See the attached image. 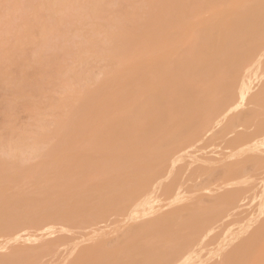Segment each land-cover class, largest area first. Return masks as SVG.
I'll list each match as a JSON object with an SVG mask.
<instances>
[{"label": "bare ground", "instance_id": "1", "mask_svg": "<svg viewBox=\"0 0 264 264\" xmlns=\"http://www.w3.org/2000/svg\"><path fill=\"white\" fill-rule=\"evenodd\" d=\"M236 1L237 0H73V2H68L67 0H65V1L59 0L58 2L57 1H55L54 3L52 2L53 4H44L43 6H40L39 4H35L33 6L32 12H30V13L25 12L21 16V18L19 17V21H17V25L15 26V35H14L15 42L11 43L12 47L15 44L17 45V44L25 43V42L28 43L29 41H31V36H32V33L34 30H35L34 32H36V30H37L39 32L40 36H42L44 40L46 38L45 36L47 35L46 34L47 31H49L51 33L56 32L58 35L57 37H59L60 39H63L65 42H61L60 44L57 43L55 45L50 44L51 47H49V48L50 49L53 48V50H54V51L51 50L52 51L51 53L53 54L54 58H55V56H57L58 51H62V53H69V54L72 52H75V50H73L72 47L69 46V43L67 42V40L69 39V37H68L69 32L67 30L68 28H67L66 24L71 23V22H73V24H75V26L77 27V28L76 27L74 28V26L72 27V30H74V33L77 30V33L79 32L80 35L85 37V39H86V43H84V44H82L81 42L75 43V47L77 49L76 50L77 52H81V51L96 52L98 50H101L102 54L104 56L110 58V59H112L111 55L130 58L131 60L138 58L142 55L151 56L152 54L157 53L158 51L168 50L170 48V46L172 45V43L173 44L176 43V42H174V39H178V38L188 39V45L184 49L180 50L177 53L176 58H173L172 60L165 59L163 61L161 60V61H157V62L151 61V62L146 63L144 65H142V64L145 61H143L142 64H141V62H139L140 66L142 65L141 67H139L135 70L134 69L129 70V71L134 70L132 75L130 74L131 76L128 78L125 77L126 79L122 83L118 84L119 87L117 88V90H115L111 99L108 101V105L105 106V108L103 107L101 109V111H103V112L101 113L99 118L103 121V125L99 129L95 130L94 137H93L94 138V145H95L94 147H99L98 149L95 148V152H97V153L94 152V154H96V155L91 156L88 152H82L81 151L78 154L70 156L65 162H60V161H54L53 162L50 160L51 162L47 161V164H45L46 168H48L47 172H49V174L50 173L54 174L53 176H50V180L52 182V180H53L52 178H54L55 179L54 181L56 184L54 183L55 184L54 185L52 182L54 187L51 184L52 187H50V189L53 191V189L56 186L57 190L54 189V190H56L55 191L56 193L54 194L55 197L57 196V194H59L57 197H59V199L62 200L63 197H62V194H60V193L66 194L68 192L69 193L73 192L74 194H72L70 196V198H72L74 195L73 201H71L67 197L63 198L65 200L68 199L70 201V202L67 201V204L70 203L69 205H71L73 202V204H72V206H73L74 204L76 205V203L78 202L76 205V206H78L79 200H82L83 204H86L87 202L89 203L88 205H83V206H81V203H80L79 204L80 208H78L79 207L78 206L75 209H77V208L82 209L83 207L86 208V206L93 204L92 200H94L95 201L94 203L97 204V205H91V207H93L91 210L93 211L94 207L96 206V209H95L96 211H94V213L91 212L93 215L92 214L89 215V213H90L89 212L88 215L83 218V223L85 221H88L90 225L92 223V226H94V225L100 223L101 217L104 216V212L106 214V211L109 210L107 205H106L107 208L105 207V205L102 206V204H103L102 202H104V201L99 202L98 198L92 197V195H90L89 193H90V191L98 192L101 189L107 188L106 184L109 182L116 181V184L119 183L117 180H114V179L119 175V173L121 171H122V173L124 172V170H120V166H122L125 163V161H123L120 157H118V155H122L120 153L123 152V154L125 155L126 153H129L132 151V152H137V154H139L140 149H145V148L150 147L151 149H148V151H151L153 148H155L156 150L159 149V151H157V154H159L158 152H160L161 151L160 149H162V151H161L162 153L160 152L159 158L155 161L154 160L148 161L147 158L145 160V158L141 156V158H138L139 160L134 161L135 163H133V161H128L124 164V165H126V167L129 168L131 166L132 167H138V166L140 167V166H144L145 164L150 163L149 165H151V167H153L154 169H155V167H157L155 172L158 171L157 176H158V179H160L161 177H164L166 174L167 175L171 174L173 169H174V166L181 164V161L179 162V164L177 162L179 160H182L183 157L185 158V156H187V155L192 156V154H191L192 151H190V150H194L197 147L196 143L202 141L203 138L206 136V134L209 133L213 129L214 126H216L217 124H219V122H221L220 121L221 118H218L220 120L217 121L218 120L217 119L215 121L216 124L213 123L215 125H211V126H209V128L204 130L205 127H207V125L209 124V121H211V118L213 116H216V115L217 116L225 115L226 114V106L231 105V103H234V102L237 103L235 107H238V106L242 107V105H244L245 103H249V105H251L248 110L245 109L243 111V108H242L241 111L238 110L239 112L236 115H234V116L232 115V117H230L231 119H236V121L238 122V125H242L244 122H246V124H248V121L251 118L250 116L252 114V113L250 114V110L256 111V110L261 109V107L264 106V80L260 81V83L257 86V90L253 93H250V87H251L250 84L246 85L244 88L241 89V88H239V84L237 82V78L240 76V74L242 73L245 66L249 65V62L252 60L253 55L258 50L261 49V46L264 43V0H247V1L244 0L243 5H241L238 8H235V7L233 8L232 6L236 4ZM2 6L4 7L5 11L8 7H10V6H6V5H2ZM213 7L221 8V10L216 12V13L214 12L215 15L212 11H210V13L211 12L213 13V16L211 15L212 17H210L212 21H210L209 18L204 19L203 17H201V15H203V13L206 10H209L210 8H213ZM225 7H229V8L226 9ZM67 9H68V11L70 10L71 13H69V15H67V13L63 14L62 11L67 10ZM41 10H49L48 18L50 17L49 18L50 21L47 20L48 23H40ZM211 10H213V9H211ZM217 10H219V9H217ZM52 12L53 13L57 12L59 14H54V16H52L53 15ZM7 18L8 17H6V23H8L9 21L11 23V20H10L11 18H8V19ZM87 23H90V25H92V27L89 29L83 30V27L81 28V25H83V24L87 25ZM18 31H20V32H18ZM48 35H50V34H48ZM73 36H75V35H73ZM96 36H98V37H96ZM6 38H8V37L6 36ZM48 40H50V39H48ZM179 40L180 39L175 40V41H179ZM100 43H101V45H100ZM4 49L5 48L2 49L0 47L1 54L3 53V51L6 50V49L5 50ZM13 50L14 49H12V53H16V55H18L19 53L20 54L23 53L22 50L24 51V49L21 50V48H18V47H16V49L14 51ZM8 53H9V51H8ZM10 53H11V51H10ZM48 53H50V52H48ZM5 54H6V52H5ZM158 54H159V52H158ZM158 56L160 57V55H158ZM6 57H7V54H6ZM14 57H16V56H14ZM165 57L166 56H164L163 58H165ZM217 59H218V61H217ZM15 60H18V59L12 58V59H10V62L13 63ZM49 60H51V59L48 58V65L47 66L52 65ZM56 60H57L56 63H57V68H58V71H56V72H58L61 76L65 74L67 76L66 77L67 79H69V78H72V80L78 79V77L80 76V70L78 68H73V67L67 68V67H65V65L59 64V62H58L59 60L57 59V57H56ZM215 60L217 62L214 63ZM6 61H8V59ZM126 61H127V59H126ZM146 61H149V59H147ZM73 62H75V61H73ZM123 62H125V60L124 61L122 60L121 64H123ZM16 63H17V61H16ZM130 65H132V64H130ZM47 66L44 70L47 69ZM125 66L126 65L124 64L123 67H125ZM134 66H136V65L134 64ZM176 66H177V68L181 67L180 69H182V73H184L183 75L186 77H189L188 75H192L193 74L192 72H195V71L197 73H199V74H196V72H195L193 74L194 76H196V77L193 76L194 79H196V80L194 82H192L193 79L191 81L189 80L191 78V76L189 79L183 77L181 70H179V68L176 69ZM262 66H264V64ZM262 66L258 67L257 70L259 71L261 68H263ZM51 67H54V66L52 65ZM119 67L120 66H118L116 68L118 69ZM116 68H114V69L117 71ZM173 68H175L177 71H175ZM191 68H193L192 69L193 71H191ZM114 69H113V71H114ZM160 70H162V71H160ZM166 70L171 72V73H169V75L171 74L172 76L170 75L169 79L166 78V75L161 77L162 75H164L166 73ZM113 71L112 72L110 71V72L113 73ZM174 71L176 72L177 76L175 74H173ZM178 71L182 77L180 75L178 76V74H179V73H177ZM159 72H162V73H159ZM45 75H47V74H45ZM202 77H205V78H202ZM163 78H165V81L167 80L166 81L167 84L163 81L164 80ZM170 78L174 79L173 80L174 83L172 82V79H170ZM201 79L204 82H202ZM38 80H39V78H38ZM158 81H160V82H158ZM196 81L197 82L199 81V83H198L199 85L196 84L197 83ZM154 82H157L158 84L160 83L162 85H157V87H155L154 91H151L152 94H150L149 92H147V90H148L147 86L149 84L151 85V83H153V85L156 84ZM163 83L165 84V87L167 88V90L163 86ZM219 83H221V84H219ZM169 84H171L170 87H169ZM175 84L178 85L179 87L176 88ZM216 84L219 85V87L216 86ZM197 85H198V88H197ZM180 86L183 89L179 90ZM185 86L188 87L189 89L193 87L191 89L192 91L189 90L190 92H188V89H186L187 90L186 91L184 89ZM217 87H218V89H217ZM156 88L158 89L159 92L157 91ZM159 88H161V89H159ZM163 88H164V90H163ZM169 88H170V90H169ZM136 89L137 90L143 89L140 92L145 91V93H143V95L145 94V96H147L146 94L149 93V95L147 96L148 102H146V103L149 104L151 102L150 105L152 104V106L150 108H149L150 105H148L146 103H144L145 104L144 107L146 108V106H147V108L145 109L142 106L143 105L142 103H141L142 104L141 105V104H138L137 101H133L134 100L133 96L136 93L135 92ZM151 90H153V89H151ZM184 90L186 92L185 93L186 97L183 96ZM167 91H169V92H167ZM174 91H176V92L178 91V92L176 93ZM195 91H196V93L198 92L197 96L194 95ZM156 92H158L159 94L157 93L158 94L157 95ZM137 93L140 94L139 92H137ZM137 93H136V95H137ZM161 93H164L166 96L169 94V95H171V97L167 96V98H166V96L164 94L162 95ZM181 93H183V94H181ZM188 93H190V95H193V96L190 97V95ZM176 94H179V95L177 96ZM150 95L152 98H149ZM153 95H154V98H153ZM172 95L173 96L176 95V97L174 96L175 97L174 98ZM181 96H183V97H181ZM136 98L137 97H135V99ZM138 98H139V96H138ZM155 98H157V101ZM158 98L161 100L165 99L164 101L168 100L169 98L170 99L172 98L174 100L176 99L175 101L172 99H171V101H169L170 100L169 99L167 102L168 104H166V106H168V107H166L167 110H170V111H167V115H169V116L171 115L170 118H168V116H167L166 120L173 119L172 114H174L176 111V113L174 114V117L176 119L175 120L173 119V122L171 120H168V124H169L168 129L165 128V127H167L166 126V120H164L165 115L162 117V115L164 113H166L164 111L165 105L163 103V107H164L163 108L161 106L163 101L159 100L161 102L160 103L158 101ZM181 98H185L186 100L182 99V100H185V101H182ZM179 99H180V101H179ZM83 100H84V98L78 100V106H81V104H83V102H84ZM152 100H153V102H152ZM181 102H182V104H181ZM194 102H195V104H194ZM211 102H212V104H211ZM132 103L134 105H132ZM155 103H156V105H155ZM177 103L180 106L182 105L181 109ZM188 103H189V106H188ZM204 103H206L207 106L204 107ZM209 103H210V105L208 106ZM174 104H176V105H174ZM136 105L138 107H136ZM194 105L198 108V109H196V111L195 110L193 111V109H195ZM76 106L77 105H75L73 102L70 104V107L72 109L74 108V110L76 109L75 108ZM128 106H131L132 109L128 108ZM139 106L140 107L142 106V107L140 108ZM156 107H158V108H156ZM161 107L163 110L161 109ZM126 108H128L131 111L127 110ZM173 108L176 110H174ZM109 109L112 111L117 110L118 114L116 116L112 117L110 115V113H108ZM142 109H143V111H142ZM157 109L159 110V112ZM182 109H184V110H182ZM77 110H80V108H78ZM146 110L148 112H146ZM178 110H179V112H178ZM234 110H236V108ZM128 111H129V113H128ZM144 111H145V113H141ZM163 111H164V113H163ZM183 111H186V112L183 113ZM191 111H193L192 113H194L193 119L190 118ZM197 111H199V112H197ZM130 112L132 114L134 113V115L137 114L139 117L138 118L132 117L134 115L130 114ZM177 112L179 113L180 117L183 116V118L185 115L189 114L188 115L190 118L189 122H188V119H189L188 116L187 117L185 116L184 119L181 118V120L180 119L178 120L179 115ZM180 112H181V114H180ZM196 112H197V114H195ZM233 112H235V111H233ZM62 113H64V112H62ZM69 114L72 115V113H69ZM73 114H75V113H73ZM139 114H141V115H139ZM175 115H178V116H175ZM229 115H228V117H229ZM225 116L227 117V115H225ZM72 117L73 116H71V118ZM125 117H126V120L124 119ZM128 117H129V120L127 119ZM159 117H160V121H158ZM195 117H197V119ZM252 117H253V119H255L254 116H252ZM161 118H163V119H161ZM118 119H119V121H118ZM131 119H133V120H131ZM142 119L145 120L144 121L145 123L143 122ZM185 119L187 121L183 125L187 126V127L186 126L184 127L186 129L184 130L183 125H181V126L175 128V130H177V131H175L174 126H177V123L179 121L180 122L185 121ZM139 120H141V121H139ZM222 120H223V117H222ZM67 121H68V119H67ZM111 121H114V122L112 123ZM121 121H123V123L125 122L126 124L125 123L122 124ZM129 121H130V124H128ZM139 122H142L144 124L142 125V123L140 124ZM169 122L172 124H170ZM251 122H252V120L250 121V123ZM230 124H231L230 121L227 122V127H230ZM246 124L245 125L243 124V125L246 126ZM140 125H141V128H139L140 130H138V126L140 127ZM170 125L171 126L173 125L172 126L173 129L171 128ZM68 126H69V123H68ZM163 126H165V127H163ZM244 126H243V128H244ZM250 126H251V124H250ZM148 127H149V129H148ZM158 127L160 129H158ZM240 127H242V126H240ZM146 128H147V130H146ZM231 128H234V126L233 127L231 126ZM253 128H255V127H253ZM55 129L57 131H59V126H57ZM65 129H67V128H65ZM68 129H70V128L68 127ZM81 129L83 130L84 128H81ZM132 129H134L133 130L134 132L132 131ZM165 129H167V132H169V129L174 130L173 133H170L172 131L169 132L171 136L173 135V137H174V135H175L173 140H172V138H170L171 140L169 139L170 141L167 142L168 140L166 141V138L162 137L163 136L162 133L158 134V132L159 133L161 131L163 132V131H165ZM145 130L147 132H145ZM154 130L156 133L154 132ZM252 130L254 131V129H252ZM225 131H227V130H225ZM122 132H127L129 134L122 133ZM179 132L180 133L182 132V133L180 134ZM79 133H81V131ZM176 133H178L177 134L178 136L176 135ZM214 133L212 134V136L214 135ZM133 134H135V135H133ZM155 134L158 135V137ZM138 135H139V137H138ZM153 135L156 137H154ZM164 135H167V133L166 134L164 133ZM170 135L168 134V136H170ZM75 136H77V135H75ZM128 136H129V138H128ZM226 137L227 136H225L224 138H226ZM135 138L137 139V141L135 140ZM154 138H155V142L157 141L156 143L154 142V140L151 141ZM160 138L163 140L160 141ZM220 138H222V137H220ZM138 139H140V140H138ZM142 139H144V140H142ZM146 139H147V141H145ZM216 140H218V138ZM222 140H224L223 142L225 143V139H222ZM143 141H145V142H143ZM163 141H165V142L163 143L162 147L160 146L161 148H158L159 146H157V145H153L154 147L151 146V144H158V143L162 144L160 142H163ZM231 141H232V145L230 146V149L228 148L229 149L228 152L224 153V156H223L224 158L222 160L221 159L219 160L218 165H214L212 167L205 165V166H200L197 168L196 177L199 178L198 184L202 185V186H206V188L203 189L202 191H207L208 193H213L214 195H211V196L208 195L210 197V199H207L208 203L205 206H203L201 209H199V211H197V213H191L190 214L189 217L191 218L192 223H194L196 225L195 228L191 229V228L187 227V228L183 229V232L179 231L180 233H178L176 235H174L175 234L174 233L173 234L174 236L165 235V233H167L166 228H172L173 226L183 227L187 223L186 219H182L181 221H178L177 219H179L181 215H178L179 217H176L175 216L176 214H168V215L166 214L161 219H156V220L155 219H148L145 221H139L138 220V221H136L137 222V224H136L135 220L140 219L144 215L150 214L149 212L151 210V207L145 208V206H144V203L146 202V200H148L147 199L148 197H144V196H145V193L147 191L153 192L154 189L156 188L154 186V187H151L149 190L145 191V189L143 190L141 188V184L138 183V185H136V187H134L132 190H130L131 192H128V194L130 193L129 195H131L130 200L129 199L127 200L130 202V205H131L132 201L134 200V198L136 200V201L134 200L135 203L132 204L133 206L131 205L132 207L129 210H128L129 207H127L129 205L128 204L126 205L127 202L125 199V197L127 198V196L124 197L125 194L123 195V192L121 193L122 195H119V196H122L120 198L122 200L125 199L126 203L124 204L123 201L121 202L119 199L120 203H119V201L118 202L116 201L119 205L115 202L116 204L110 203V206H109V208L111 207V208H113V210L117 209L118 212H125L124 214H126V212H128L127 213L128 218L127 217L126 218L128 220H132L135 222V223L132 222L131 224H129L130 226L126 229L125 237H123L121 242L117 243L115 247H113L111 250L106 251V252H101L102 243L94 244L95 246L93 244L87 245V246L83 247L82 250L80 252H78L73 257V259L69 262V264H79V263H81V264H180L181 260L185 256H187L186 254L189 251V250H187V248L190 247V250H191V248L194 247L193 245L197 239L196 236L198 234L197 231L199 228H205L206 226H208V224L211 221L214 222L215 220H219V218H221V217L223 218L224 214H226V213H224L222 216L221 211L224 208L227 209L225 211H228L229 214L230 213L236 214V211L235 212H233V211L235 209H237L239 207V205L235 204L236 201H234V203H233V200H234V198H237L235 196H238L239 193L238 192H236L235 194L228 193V190H226V189L228 187L234 185V184L236 185L239 182H242L245 177L242 178V177H238V176H241L240 173L242 172L241 174H243L247 168H257L259 166H264V155H258V154H261L262 152H264V124H260L259 126H257V128L255 129L254 132H252V131L249 132L246 130L237 132L236 136H234L231 139ZM133 142H136V144ZM140 142H142V143L140 144ZM143 143H144V146L141 147V145ZM145 143H147L146 144V146L148 145L147 147L145 146ZM138 144H140V145H138ZM136 146H137V148H136ZM138 147H139V149H138ZM100 148L102 149V151H99ZM119 148L124 149L125 152L122 150L121 152L117 153L118 151L116 152L114 150V149H119ZM52 149H54V147ZM155 149H153V151L156 152ZM103 150H105V151H103ZM45 153L47 155L48 151ZM45 153H43V154L45 155ZM218 155H219V152H218ZM196 158H199V157L195 156V158H193V159H196ZM193 159H191V160H193ZM197 161H200V159L199 160L197 159ZM205 161L207 162L208 159ZM214 161L212 160V163H214ZM0 162H1V160H0ZM2 162L0 163V171L2 170L1 165L4 166V161L2 160ZM208 162L211 163V160ZM209 163H207V164H209ZM193 164L194 163H192V165ZM28 165H30V164H28ZM26 166L27 165H25V167ZM144 167H147V165H145ZM144 167H142V169H144ZM177 167H179V166H177ZM257 169H259V168H257ZM49 170L50 171L52 170L53 172L52 171L50 172ZM251 172H252V170H251ZM145 173H147V172H145ZM76 174H79V176L77 175V177L76 176L74 177V175H76ZM92 175L94 177L99 178V181H97L95 183V185H93V186H91L87 182L88 178L91 177ZM140 175H141L140 177H142V174H140ZM145 175H147V174H145ZM151 175L154 176L155 173L153 174V172H152V174H150V177H152ZM250 175H251V173H250ZM250 175H248V176H250ZM253 175H254V173H253ZM251 177H252V175H251ZM2 178H4V177H2ZM2 178H1V180H2ZM248 178H250V177H248ZM253 178H256V176L255 177L253 176ZM6 179H7V177H6ZM260 179H261V176H260ZM149 180H150V178H149ZM256 180H258V179L256 178ZM176 181H177V177L172 179L170 184H169L170 186H167V191H166V192L173 191L172 193L175 194V196L173 197L174 200L172 202H176V201H179L181 199L180 194L182 192V187H181L182 185L179 184L180 183V182H178L179 180L177 181L178 183ZM249 183H248V185H250ZM156 184H157V186H159L160 180L156 181ZM258 184H260V183H258ZM238 186H239V184H238ZM113 188L116 189L115 186ZM110 189L112 190V188H110ZM263 189H264V187L262 188V190ZM35 190L36 189L33 190L34 194H35ZM63 190H64V192H63ZM36 191H38L39 194L41 193L38 189ZM112 191H114V190H112ZM58 192H60V193H58ZM37 194L38 193H36L35 195H37ZM170 194H171V192H170ZM256 194L254 193V195H256ZM41 195L43 198L45 197L43 194H41ZM60 195H61V197H60ZM113 195L115 197L118 196L116 194H113ZM113 195H112V197H114ZM51 196H52V198L54 197L53 195H51ZM37 197H38V195L34 196V197H32V195H31V198L28 197V199L26 197H24L25 205L29 204V201H30V205H28V206H30V207L34 206L35 207L36 205H34V203L36 204V202L38 201L37 199H39L38 202H40V199L42 200V197L41 198H39L40 196L38 198ZM55 197L53 200L59 201V199H57V197L56 198ZM152 197L150 196L149 198H151V199H150V201L148 200L147 202H152L151 200L156 198V196L153 198ZM242 197H243V195H242ZM245 197L243 198V200L245 199ZM33 198L35 200L34 202L31 201V200H33ZM131 198L133 200H131ZM260 198H261V196H260ZM96 199L98 200V202H96L97 201ZM111 199H113V198H111ZM113 200H117V198H114ZM155 200H157V198ZM235 200H237V199H235ZM84 202H86V203H84ZM90 202H91V204H90ZM237 202H238V200H237ZM245 202L243 201L244 204L243 203H241V204L245 205ZM31 204H33V205L31 206ZM120 204H122L121 207H119ZM124 205H125L124 209L126 211L124 209H122L124 207ZM150 205H151V203H150ZM72 206H70V207L72 208ZM91 207L89 206V208H91ZM253 207H252V209H253ZM71 208H69V209H71ZM89 208H87V209H89ZM111 208H110V210H112ZM75 209L73 208V211L71 209L70 212L71 211L74 212ZM87 209H86V211H88ZM91 210H89V211H91ZM193 210H196V208H192L190 211L195 212ZM245 210H243V212ZM67 211H69V210H67ZM67 211H62V212L65 213ZM59 212H61V211H59ZM70 212L68 214L69 216H70ZM84 212H85V210H84ZM240 212H242V209ZM47 213H48L47 211H46V213L40 212L39 214L37 213L34 216H31L30 221H33L32 222L33 224L37 223L40 225V227H38V229L36 228L37 232H28V233H25L26 235L25 234L22 235L24 232L22 234H20L21 232L18 233L19 230H16V231L12 232V235H11L12 238L6 240V242L9 241V243H12V241H13V243H14V242H17V240L24 238L25 240H28L29 242L31 240L33 242L35 241V243H36V241H39V240L40 241L45 240L46 242H44L43 244L28 248V249H17L15 251L13 250L14 252L11 253L9 256L0 257V264H37V263L41 262V260L43 258L47 257V255L48 256L49 255L54 256V254H56L58 251H60V249H65L68 251L66 254L67 257L69 255L73 254V252L75 251L76 245L71 246V248H69V250H68L67 247L69 244H68V242H67L68 240L66 238H60V237H57L55 235L57 237V239H53V238H55V236L52 237L53 234H55V232H57L59 229L60 230L64 229L63 228L64 226L59 225L58 221H57V224L59 226H57L55 222L47 220V218H50L49 216H46V215H48ZM51 213H53V212H50V215L53 216L54 213L53 214H51ZM74 213H76V212H74ZM79 213H81V212H79ZM249 213H251V212H249ZM120 214H122V213H120ZM120 214L118 216H121ZM240 214H242V213H240ZM263 214H264V192L262 194L261 200L259 201V203L257 205V211L251 213L249 218H247L246 217L247 215L245 214L244 216L247 218V220H244V222H241V223H239V222L236 223V224L240 225V227L238 228L239 234L241 231H245L246 228L250 227L251 225H253L257 222H259L258 219L260 217H262ZM61 215L63 216V214H61ZM68 215L66 214L65 218H68L69 217ZM233 215H232V217H233ZM62 216L57 217V218L58 219L63 218ZM57 218H53V219L55 220ZM121 218H122V216H121ZM60 220H63V219H60ZM236 220H239V219L236 218ZM118 221H120V220H118ZM219 221H217V222H219ZM126 223H127V221H126ZM138 223H140V224H138ZM230 223L234 224V221L233 222L231 221ZM214 224H215V222H214ZM231 224H230V226H231ZM186 225H188V224H186ZM220 225H221V222H220ZM260 225L262 226L263 224H260ZM76 226L78 227V225H76ZM215 226H216V224H215ZM215 226H214V228H215ZM227 226H229V222H228ZM208 227H210V226H208ZM116 228H117V225H116ZM227 229L228 228H226V230ZM64 230H66V228ZM82 230H83V227H82ZM91 230L93 231V229H91ZM179 230H182V229L179 228ZM78 231H80V230H78ZM149 231L154 233L153 236H154V239H156V241L158 240L157 242H159V239L162 237V235L168 236V237H165L163 243H161L160 246H158V247L157 246L154 247L151 244L149 247V250H148L149 252H147L146 254L145 253L142 254L141 252L143 250L145 251V248L143 250H138L137 248L141 246L143 239L147 238V237L146 238H144V237L147 233H149ZM206 231H207V228H206ZM212 231H213V228H212ZM228 231H229V229H228ZM250 231H251V229H250ZM250 231L248 230V232H250ZM260 231H261V229H258L253 235H251V237L248 240H246V242H248L250 244L256 243L259 238L256 239L257 236H255V235H259V237H260V235H262V234H259ZM71 232H73V231H71ZM229 232H231V231H229ZM248 232H247V236H248ZM171 233H169V234H171ZM60 234L61 233H59L57 235H60ZM99 234L100 233H98V235ZM199 234L202 235L201 233H199ZM49 236H51L52 240H49ZM92 236L89 235L86 238V240L91 241V239H93V237H94V239H96L95 237H97V236H93V237ZM215 236H217V235L215 234ZM217 237H214V235H213V237H212V238H214L213 243H214V240H216L215 238H217ZM44 238H46V239H44ZM200 238L201 237H199V240H200ZM212 238H210V239H212ZM233 238H235V237H233ZM24 239H21V240H24ZM241 239L242 238H240L238 241L240 242ZM244 240H242V241H244ZM150 241L152 243L154 242L153 244L157 243L156 241L151 239V240L147 241L148 243H146V241H145V244H149ZM161 241H162V239H161ZM208 241H211V240L208 239ZM230 241H232V239ZM233 241H234V239H233ZM204 242H205V240H204ZM222 242H224V238H223ZM259 242H260L259 245L260 244L262 245L261 240ZM206 243H207V241H206ZM206 243H205V245H206ZM211 243H212V241H211ZM211 243H209V244H211ZM77 244H78V242H77ZM195 244L197 245V243H195ZM202 244H203V242H202ZM142 245H144V244H142ZM205 245H203V246H205ZM235 245L237 246L238 244H235ZM1 246H3V245L1 244ZM145 246L147 247V245H145ZM191 246H193V247H191ZM220 246H222L221 242H220L219 247ZM236 246L233 248H236ZM251 246H253V245H251ZM4 248H6V246ZM201 248H202V246H201ZM221 248H223V246ZM238 248H240V245H238ZM245 248H244V250H245ZM195 250H196V248H195ZM232 250L234 251V249H232ZM246 250L248 251V249H246ZM247 251H246V253H248ZM251 252L253 253V251H251ZM191 253H192V251H191ZM195 254L198 255L197 253H195ZM230 254L233 255V253H230ZM212 255L214 256V254H212ZM227 255H226L227 259H228V257L230 258L231 255H229V256H227ZM248 255H249V253H248ZM146 256H147V258H145ZM245 256L247 257V255H245ZM191 260H189V262H186V263L191 264L190 263ZM254 260H256V259H254ZM64 261H65V259H64ZM183 262H185V261H183ZM228 262H229V259H228ZM252 262H254V261L252 260ZM48 263H49V261H48ZM51 263H52V260H50V264ZM60 263H62V261ZM186 263H184V264H186ZM193 263H195V262H193ZM195 264H197V263H195ZM249 264H250V262H249Z\"/></svg>", "mask_w": 264, "mask_h": 264}, {"label": "rangeland", "instance_id": "2", "mask_svg": "<svg viewBox=\"0 0 264 264\" xmlns=\"http://www.w3.org/2000/svg\"><path fill=\"white\" fill-rule=\"evenodd\" d=\"M55 1L58 2L59 0H0V8H1L0 9V41H1L0 47L2 49L3 48L6 49V50L4 49L5 51H3L2 54L0 52V160H1V162H2V160L4 161V166L1 165L2 170L0 171V246H1V244L3 245L0 247V257L9 256L11 253H13L17 249H28V248H31V247H34L36 245H40V244H43L44 242H46L45 240H43V241L39 240V241H36V243H35V241L33 242L32 240L29 242L28 240H25L24 238H21L24 240L19 239V240H17V242H14V243H13V241H12V243H9V241L6 242V240L12 238V236H11L12 232L16 231V230H19L18 233L21 232L20 234H22L24 232L22 235H24L25 233H28V232H37V229H38V227H40V225L37 223L33 224L32 223L33 221H30L31 216H34L37 213L39 214L40 212L46 213V211L48 212L47 213L48 215H46V214L45 215L50 217V218H47V220L55 222L57 226H59V225L64 226L63 227L64 229L66 228V230H64V229L60 230L59 229L60 230V231L58 230L59 232L57 231V232H55V234H53V236L52 235L51 236L54 237L56 235L57 237H60V238H66L68 240L67 242L69 244L67 247L68 250L73 245H76V248H75V251L73 252V254L69 255L68 257L66 256L68 251L65 249H60V251H58L56 254H54V256H50V255L48 256L47 255V257L43 258L41 260V262H39L37 264H50V260H52L51 264H58V263L59 264H69V262L73 259V257L78 252H80L83 247H85L87 245H92V244L94 245L97 243H102L101 252L109 251L113 247H115L117 243L121 242L123 237H125L126 229L130 226L129 224H131L132 222L135 223L138 220L139 221H145L148 219H155L156 220V219H161L166 214L167 215L168 214H176L175 215L176 217H179L178 215H181L180 218L177 219L178 221H181L182 219H186L187 220L186 224H188V225L185 224L183 227L173 226L172 228H166L167 233H165V235L174 236V235L180 233L181 231L183 232V229H185L187 227H189L191 229L195 228L196 225L194 223H192V220L189 217L190 214L191 213H197V211H199V209H201L203 206H205L208 203L207 199H210L209 196L214 195L213 193H208L207 191H202L203 189L206 188V186H202V185L198 184L199 178L196 177L197 168L200 166H205V165L209 166V167H212L214 165H218L219 160L220 159L222 160L224 158L223 157L224 153H227L228 150L230 149V146L232 145L231 139L234 136H236L237 132L243 131V130H246L249 132H251V131L254 132L255 129L257 128V126H259L260 124H264L263 123L264 122V106L261 107V109L256 110V111L250 110V114L252 113L253 115L251 114V116H250L251 118L249 119L248 124H246V122H244V123L242 122L244 125L246 124V126H244L243 124L238 125V122L236 121V119H231L230 117H232V115L233 116L236 115L239 111L242 110V108H243V111L245 109L248 110L251 105H249V103H245L244 105H242V107L241 106L235 107L237 103L234 102V103H231V105L226 106V114L225 115H227V117L225 115H223V116L222 115H219V116L216 115V116H213L214 118L212 117L213 119L211 118V121H209V124L207 125V127H205L204 130L209 128V126H211V125H215L216 124L215 121L218 118H221V120L218 119L217 121L220 120L221 122H219V124L214 126L215 128L213 127V129H212L213 131L211 130L212 132L210 131L209 133H207L202 141L196 143L197 147L194 150H190V151H192L191 152L192 156L193 155L194 156L192 157L191 155H187V156H185V158L183 157L182 160H179L177 163L179 164V162L181 161V164L175 165L172 173L168 174V175L166 174L168 177L165 175L166 177L164 176V177H161L160 179H158V176H157L158 171L155 172L157 167H155V169H154L153 167H151V165H149L150 163L145 164V165H147V167H144L145 166L144 165V166H140V167L139 166L138 167H132L131 166L128 168V167H126V165H124L128 161H133V163H135L134 161L139 160L138 158H141V156L144 157L145 160L147 158L148 161L149 160L155 161L159 158V154L162 151V149H160L161 151L158 152L159 154H157V151H159V149L156 150L155 148H153L156 150V152L153 151V149L151 151H148V149H151L150 147L145 148V149H140L139 154H137V152H132V151L129 153H126L125 155L123 154V152L120 153L122 155H118V157H120L123 161H125V163L122 166H120V170H124V172L122 173V171H121L119 173V175L117 176L118 178L116 177L114 179V180H117L119 183L116 184V181H112V182H109L106 184L107 188L101 189L98 192L90 191V193H89L90 195H92V197L98 198L99 202L104 201V202H102L103 203L102 206L105 205V207H106V205H107L109 210L106 209L107 210L106 214L104 212V216L102 215L103 217H101L100 223H98L94 226H92V223L90 225L88 221H85L83 223V218L86 217L89 212H90L89 213V215H90V214H92L91 212L94 213V211H96L95 210L96 206L94 207V209L92 211L91 209L93 207H91V205H97V204L94 203L95 202L94 200H92L93 204H91V202H90L91 205H89L91 208H89V206H86V208L81 207L82 209H78V208H80V206H79L80 203H81V206L89 204L88 202L87 203L84 202L86 204H83L82 203L83 201L79 200V204H78L79 207L76 206L78 202L76 203V205L74 204L75 206L74 205L72 206L73 202L71 205H69L70 203L67 204V201L70 202L68 199L73 201L74 195L72 198H70V196L72 194H74L73 192H70V193L65 192L66 194L58 192V193L62 194L63 198L67 197L68 199L65 200L62 198V200H60L59 197H57L59 194H57L56 197H57V199H59L60 202L53 200L55 197L54 194L56 193L55 191L57 190V188L55 186L54 189H56V190L53 189V191L50 189V187H52V185L55 183V181H54L55 179L52 178L53 179L52 180L53 184H52V182L50 180V176H53L54 174L53 173L49 174V172H47L48 168H46L45 164H47V161L48 162H51V161H53V162L54 161L65 162L70 156L78 154L81 151L82 152H88L91 156L96 155V154H94L95 148L98 149L99 147H94L95 145H94V138L93 137H94L95 130L99 129L103 125V121L99 118L101 113L103 112V111H101V109L103 107L105 108V106L108 105V101L111 99L115 90H117V88L119 87L118 84L122 83L126 78L130 77L135 69L141 67L142 65H144L146 63H149L151 61H153V62H157V61H161V60L163 61L165 59L172 60L173 58H176L177 53L180 50L184 49L188 45V39L178 38V39H180L179 41H175L178 39H174V42H176V43H174V44L172 43L170 48L166 51H158L159 54L157 52V53L152 54L151 56L142 55V56L135 58V59H132V60L130 58L111 55L112 59H110V58L104 56L102 54L101 50H98L96 52H93V51L77 52L76 51L77 49L75 47V43L81 42L82 44H84V43H86V39H85V37L81 36L79 32L77 33V30L74 33V30H72V27L74 26V28H75L76 26H75V24H73V22H71V23H67L68 25L66 24V26L68 28L67 30L69 32V34H68L69 39L67 40V42L69 43V46H71L72 49L75 50V52H72L69 54V53H62V51H58L57 56H55V58H54L53 54L51 53L52 52L51 50H53V48L52 49L49 48V47H51L50 44L55 45L57 43L60 44L61 42H65V41L63 39H60L59 37H57L58 35L56 32H53L54 33L53 34L49 31H47V33H46L47 35L45 36L46 38L44 37L45 38V40H44L43 37L40 36V34L37 30H36V32H34L35 30L33 31L32 36H31V41H29L28 43L25 42V43H20L17 45L15 44L12 47L11 43L15 42V37H14L15 26L17 25V21H19V17L21 18V16L25 12H29V13L32 12L33 6L35 4H39L40 6H43L44 4H53ZM67 1L73 2V0H67ZM243 4H244V0L243 1L237 0L236 4L233 5L232 7L238 8ZM2 5H6V6H10V7H8L5 11V9ZM229 7H225V8L227 9ZM211 9H213V10H211ZM217 9H219V10H217ZM220 10H221V8H216V7L210 8L209 10H206L203 13V15H201V17H203L204 19L209 18L210 21H212L210 17L213 16L214 12L216 13ZM210 11H212L213 13L212 12L210 13ZM62 13L63 14L67 13V15H69V13H71V11L70 10L68 11V9H67V10L62 11ZM215 13H214V15H215ZM48 14H49V10H41V13H40L41 17L39 16L40 17V23H48L47 20L50 21L49 20L50 17L48 18ZM52 14H53L52 16H54V14H59V13H57V12L53 13L52 12ZM6 17L11 18L10 19L11 23H10V21L8 23H6ZM82 27L84 30V29L91 28L92 25H90V23H87V25L86 24L81 25V28ZM18 32H20V31H18ZM48 34H50V35H48ZM72 34L75 36H73ZM6 36L8 38H6ZM96 37H98V36H96ZM48 39H50V40H48ZM100 45H101V43H100ZM16 47L21 48V50L24 49V51L22 50L23 53H21V54L19 53L18 55H16V53H12V49L15 50ZM8 51H9V53H8ZM10 51H11V53H10ZM5 52H6L8 58L6 57ZM48 52H50V53H48ZM157 54L160 55V57ZM14 56H16V57H14ZM164 56H166V57L163 58ZM5 57L8 59V61H6L7 59ZM56 57L59 60L58 61L59 64L65 65V67H67V68H70V67L78 68L80 70V76L78 77V79L72 80V78H69L70 79L69 80L66 78L67 76L65 74L61 76L58 72H56V71H58L57 63H56L57 62ZM12 58H16L18 60H15L13 63H11L10 59H12ZM48 58L51 59L49 61L55 68L51 67L52 65L47 66L48 65ZM146 58L149 59V61H146L147 60ZM126 59L128 62L126 61ZM122 60L123 61L125 60V62L127 64L125 62H123V64H121ZM16 61H17V63H16ZM73 61H75V62H73ZM143 61H145V62H143ZM217 61H218V59H217ZM217 61L215 60L214 63ZM139 62H141V64L143 62V64L140 66ZM124 64L126 65L125 67H123ZM130 64H132V65H130ZM134 64L136 66H134ZM263 64H264V43L261 46V49L258 50L253 55V58L249 62V65L245 66L242 73L237 78L239 88L242 89L246 85L250 84V86H251L250 87V93L255 92L257 90V86L260 83V81L264 80V66H262ZM46 66H47L48 70L47 69L44 70L46 68ZM118 66H120V67L117 69L116 67H118ZM260 66H262L263 68H261L258 71L257 69ZM114 68H116L118 72ZM178 68L176 66V69H178ZM180 68H179V70H181V73H182V69H180ZM113 69H114V71H113ZM131 69H134V70L129 71ZM173 69L175 71H177L175 68H173ZM192 69L193 68H191V71H193ZM110 71L111 72L113 71V73H111ZM160 71H162V70H160ZM175 71L173 74H175L177 76ZM195 72H192V73L194 74ZM44 73L47 75H45ZM159 73H162V72H159ZM169 73H171V72L166 70V73L164 75H162L161 77L166 75V78L169 79V77L171 75V74L169 75ZM177 73H179V71ZM183 74L184 73H182V76L187 78V79H189L191 76V78L189 80L191 81L193 79L192 82H194L196 80V79H194V77H196V76H194L193 74L188 75L189 77H186ZM196 74H199V73L196 72ZM179 75H180V73L178 74V76ZM38 78H39V80H38ZM202 78H205V77H202ZM163 79L162 80L167 84V82H166L167 80L165 81V78H163ZM170 79H172V78H170ZM173 80L174 79H172V82H173ZM158 82H160V81H158ZM202 82H204V81L202 80ZM154 83H156V84L153 85V83H151V85L149 84L150 86L149 85L147 86L148 87L147 92H149L150 94H152L151 91H154V89H155V87H157V85H162L160 83L158 84L157 82H154ZM198 83H199V81L196 84H198ZM219 84H221V83H219ZM198 85H197V88H198ZM163 86L165 87L164 83H163ZM170 86H171V84H169V87ZM216 86L219 87V85H217V84H216ZM177 87H179V86L176 85V88ZM185 87H184V89L185 90L188 89V92L192 91L191 89L193 87L190 89L188 87H186V88ZM218 87H217V89H218ZM151 89H153V90H151ZM159 89H161V88H159ZM165 89L167 90L166 87H165ZM181 89H183V88L180 86L179 90H181ZM138 90L136 89L135 92L136 93L139 92L141 95L137 93V95L139 96V98H138V96L135 93L133 96L134 97L133 101H137L138 104L142 103L143 105L142 104L141 105L144 107L145 106L144 103L148 102L147 96L149 95V93L146 94L147 96H145V94L143 95V93H145V91L140 92L143 89H141V90L138 89ZM163 90H164V88H163ZM169 90H170V88H169ZM185 90H184L183 96H185V93H186ZM157 91H158V89H157ZM158 92H156V94ZM167 92H169V91H167ZM174 92H176V91H174ZM197 93L195 91L194 95L197 96ZM161 94L163 95L164 93H161ZM181 94H183V93H181ZM188 94L190 95V93H188ZM176 95L178 96L179 94H176ZM176 95H174V96L176 97ZM167 96L171 97V95H169V94ZM167 96H166V98H167ZM183 96H181V97H183ZM192 96L193 95H190V97H192ZM135 97H137V98L135 99ZM83 98H84L83 104H81V106H78V100L83 99ZM149 98H152L151 95L149 96ZM153 98H154V95H153ZM155 99L157 101V98H155ZM171 99L169 101H171ZM182 99H185V98H181V100ZM159 100H161V99L158 98V101ZM164 100H161V101H163L161 106L163 107V103H164L165 108L164 107L163 108H164V111L166 113H164V111H163L164 114L162 115V117L165 115L164 120H166L167 116H168V118H170L171 115L170 116L167 115V111H170V110H167V108H166V107H168V106H166V104H168L167 103L168 100H166V101H164ZM172 100H174V99H172ZM185 100H182V101H185ZM179 101H180V99H179ZM72 102L75 105H77L75 107L76 108L75 110H74V108L72 109L70 107V104ZM152 102H153V100H152ZM150 103L149 104L146 103V104L150 105ZM181 104H182V102H181ZM194 104H195V102H194ZM205 104L206 103H204V107L207 106V104L206 105ZM211 104H212V102H211ZM132 105H134V104L132 103ZM155 105H156V103H155ZM174 105H176V104H174ZM209 105H210V103L208 104V106ZM151 106H152V104L149 106V108ZM181 106H180V109H181ZM188 106H189V103H188ZM136 107H138V106L136 105ZM158 107H156V108H158ZM162 107H161V109H162ZM194 107H195V109H193V111L194 110L196 111V109H198V108L195 105H194ZM78 108H80V110H77ZM128 108L132 109L131 106H128ZM128 108H126V109L129 110ZM146 108H147V106H146ZM235 108H236V110H234ZM143 109H142V111H143ZM147 110H146V112L149 111V110L148 111ZM174 110H176V109H174ZM182 110H184V109H182ZM129 111H131V110H129ZM129 111H128V113H129ZM193 111H191V113H190L192 116V117L190 116L191 119L194 118V113H192ZM199 111H197V112H199ZM233 111H235V112H233ZM62 112H64V113H62ZM158 112H159V110H158ZM178 112H179V110H178ZM184 112H186V111H183V113ZM197 112L195 114H197ZM69 113H72V115ZM73 113H75V114H73ZM108 113H110V115L112 117H114L118 114V111L117 110L112 111L109 109ZM141 113H145V111L141 112ZM175 113H176V111H175ZM130 114H132V113L130 112ZM174 114H172V115H173V119L175 120L176 118L174 117ZM180 114H181V112H180ZM70 115L73 117L71 118ZM132 115H134V113ZM135 115L132 117H137V118L139 117L137 114H135ZM139 115H141V114H139ZM178 115H179V113H178ZM178 115H175V116H178ZM188 115H185V116L187 117ZM228 115H229V117H228ZM185 116H184V118H185ZM252 116H254L255 119H253ZM222 117H223V120H222ZM181 118H183V116L180 117V115H179L178 120L179 119L181 120ZM188 118H189V116H188ZM190 118L188 119V122H189ZM195 118L197 119V117H195ZM67 119H68V121H67ZM124 119L126 120V117ZM127 119L129 120V117ZM161 119H163V118H161ZM173 119H168V120H171L173 122ZM131 120H133V119H131ZM168 120H166V126L167 127L163 126L167 129H168V125H169ZM251 120H252V122L250 123ZM118 121H119V119H118ZM139 121H141V120H139ZM144 121L145 120H143V122ZM158 121H160V117H159ZM186 121H187L186 119H185V121H181L182 123L179 121L177 123V126H174V130H175V128L185 124ZM229 121L231 124H230V127H227V122H229ZM111 122L113 123L114 121H111ZM121 122H122V124L125 123V122L123 123V121H121ZM68 123H69V126H68ZM139 123L141 124L142 122H139ZM144 123H142V125ZM213 123H215V124H213ZM128 124H130V121ZM170 124H172V123H170ZM250 124H251V126H250ZM57 126H59V131H57L55 129ZM61 126L62 127L64 126V127L62 128ZM172 126H171V128H172ZM185 126L183 125V128ZM231 126L232 127L234 126V128H231ZM240 126H242V127H240ZM243 126L245 129L243 128ZM252 126L255 128H253ZM68 127L70 129H68ZM65 128H67V129H65ZM81 128H84V129L82 130ZM139 128H141V125H140V127L138 126V130H140ZM148 129H149V127H148ZM158 129H160V128L158 127ZM167 129H165V131H163V132L162 131L160 133L158 132V134L162 133L163 134L162 137L163 138L165 137L166 141L168 140L167 142H169L171 140L170 138H172V140H173L175 135H174V137H173V135L172 136L170 135V133H173L174 130L169 129V132L172 131L169 133V132H167ZM185 129L186 128H184V130ZM252 129H254V131ZM133 130L134 129H132V131ZM146 130H147V128H146ZM146 130H145V132H147ZM225 130H227V131H225ZM80 131H81V133H79ZM175 131H177V130H175ZM154 132H155V130H154ZM122 133H127V132H122ZM164 133L165 134L167 133V135H164ZM213 133H214V135L212 136ZM127 134H129V133H127ZM168 134L170 136H168ZM177 134L178 133H176V135ZM75 135H77V136H75ZM133 135H135V134H133ZM139 135H138V137H139ZM156 136L158 137V135H156ZM156 136H154V137H156ZM225 136H227V137L224 138ZM220 137H222V138H220ZM128 138H129V136H128ZM161 138H160V141L163 140ZM217 138H218V140H216ZM140 139H138V140H140ZM222 139H225V143L223 142L224 140H222ZM135 140L137 141L136 138H135ZM142 140H144V139H142ZM153 140L155 142V138L152 139L151 141H153ZM145 141H147V139ZM145 141H143V142H145ZM164 142L165 141L160 142L162 144H159V143L158 144H151V146L157 145V146H159L158 148H161ZM133 143L136 144V142H133ZM141 143L142 142H140V144ZM140 144H138V145H140ZM146 144L147 143H145V146H146ZM142 146H144V143L141 145V147ZM51 147L52 148L54 147V149H52ZM139 147H138V149H139ZM136 148H137V146H136ZM100 149H99V151H102V149L101 150ZM114 150L116 152L118 151L117 153L121 152L122 150L125 152V150L122 148L114 149ZM47 151H48V153L46 155L45 152H47ZM103 151H105V150H103ZM218 152H219V155H218ZM43 153H45V155ZM95 153H97V152H95ZM258 155H264V152H262L261 154H258ZM195 156L199 157V158L193 159V158H195ZM191 159H193V160H191ZM197 159L198 160L200 159V161H197ZM207 159H208V161L211 160V163H212V160L213 161L215 160L216 162L214 161L215 164L214 163L211 164L208 161L207 162L205 161ZM192 163H194V164L192 165ZM207 163H209V164H207ZM28 164H30V165H28ZM25 165H27V166L25 167ZM177 166H179V167H177ZM142 167H144V169H142ZM257 168H259V169H257ZM257 168H247L245 170L246 172L244 171L243 174H241L242 173L241 172L240 173L241 176H238V177H242V178L245 177V178L242 182L238 183L239 186H238V184H236V185L234 184V185H232L233 187L230 186L226 189V190H228V193H232V194H235L236 192L239 193L238 196H235L237 198H234V200H233V203H234V201H236L235 204L239 205V207L233 211V212L236 211V214H234V213L229 214L228 211H225L227 209L224 208L221 211L222 216L224 213H226V214H224L223 218L222 217L219 218L220 216L218 215L219 216L218 218L220 221L219 220H215V221L213 220L215 222L216 226H215L214 222L211 221L208 224V226H210V227L212 226L211 228L208 226H206L205 228H199L197 231L198 234L196 236L197 239L193 245L194 247L191 246V247H193V248H191V250H190V247L187 248V250H189L186 254L187 256H185L181 260L180 264L181 263L184 264L186 262H189V260H191L192 258L193 259L190 261L191 264L193 262H195L197 264H249V262H250V264H264V214L262 215V217H260L258 219L259 222L251 225L250 226L251 228L248 227L245 229V231H241L240 234H239V229H238L240 227V225L236 224L238 222L239 223L244 222V220H247V218L250 217L251 213L256 212L257 211V205L262 198V194L264 192V189L262 190V188L264 187V178H263L264 177V166H259ZM251 170H252V172H251ZM145 172H147V173H145ZM152 172H153V174L155 173V175L154 176L151 175L152 177H150V174H152ZM250 173H251L252 177H251ZM253 173H254V175H253ZM140 174H142V177H140L141 176ZM145 174H147V175H145ZM77 175L79 176V174H76V175H74V177L75 176L77 177ZM248 175H250V176H248ZM253 176L254 177L256 176V178L259 181L256 180V178H253ZM260 176H261V179H260ZM2 177H4V178H2ZM6 177H7V179H6ZM175 177H177V181L179 180L178 181V182H180L179 184L182 185L181 186L182 192L180 194L181 199L179 201L172 202L174 200L173 197L175 196V194L172 193L173 191H170L171 194H170V192H166V191H167V186H170L169 184H170L171 180L174 179ZM248 177H250L251 179ZM1 178H2V180H1ZM149 178H150V180H149ZM159 180H160V185L157 186L156 181H159ZM97 181H99V178L94 177L93 175L91 177H89L87 180V182L91 186L95 185V183ZM138 183L141 184V188L143 190L145 189V191L149 190L151 187L155 186L156 188L154 189L153 192L156 195L151 191H147L145 193L144 197H148L147 199L150 201V199H151V198H149L150 196L151 197L156 196L158 201L155 200L156 198L151 200L152 202H147L148 200H146V202L144 203L145 208L151 207L152 211L150 210V212H149L150 214L144 215L145 217L142 216L140 219H137L134 222L132 220L127 219L128 218L127 217L128 212H126V214H124L125 212H118L117 209L113 210V208H111V207L110 208L112 210H110L109 206H110V203L113 204L116 201L118 202L120 199V201L121 202L123 201L124 204L127 202L126 205L127 204L129 205V206H127V207H129L128 208V210H129L133 206L132 204H134L136 200L134 198V200H135L134 201L131 198V200H133L131 203V205H132L131 206L130 202L127 201L128 199L130 200V196H131V195H129L130 193L128 194V192H131L130 190H132L134 187H136V185H138ZM248 183L250 185H248ZM258 183H260V184H258ZM54 185H53V187H54ZM114 186L116 187V189L113 188ZM110 188H112V190H114V191H112ZM34 189H36V190L38 189L41 192L39 194V192L35 190V194L38 193L37 195H38V197L40 196L39 198L42 197L41 194H43L45 197L44 198L42 197V200L40 199V202H38L39 199H37L38 201L36 202V204L34 203V205H36V206L34 207V206H32L33 204H31L32 207H30V206H28V205H30V201H29V204L25 205L24 197H26L28 199V197L31 198V195H32V197L37 196L33 193ZM63 192H64V190H63ZM122 192H123V195L125 194L124 197L127 196V198L125 197L126 202H125V199L122 200L120 198L122 196H119V195H122L121 194ZM254 193L255 194L259 193V194L254 195ZM50 194L53 195L54 197L52 198V196ZM113 194H116L119 197L118 196L115 197ZM112 195L114 197H112ZM242 195H243V197H242ZM260 196H261V198H260ZM60 197H61V195H60ZM244 197H245V199L243 200ZM111 198H113V199L117 198V200H113ZM235 199H237L238 202ZM98 200L96 202H98ZM31 201L34 202L35 201L34 198ZM120 201H119V203H120ZM243 201L244 202L246 201L245 205H243L244 204ZM150 203H151V205H150ZM241 203H243V204H241ZM121 205L122 204H120L119 207H121ZM70 206H72V208ZM76 207H78V208L75 209ZM252 207H253V209H252ZM69 208H71L72 211L74 208L75 209L74 212H76V213H74L72 211L70 212L71 209H69ZM87 208H89V209H87ZM124 208H125V205L122 209H124ZM192 208H196V210H193L195 212L190 211ZM86 209L88 211H86ZM241 209H242V212H240ZM67 210H69V211H67ZM84 210H85V212H84ZM89 210H91V211H89ZM243 210H245V211L243 212ZM59 211H61V212H59ZM62 211H67L68 213L65 212L67 215L70 212V216L68 215L69 217L65 218L66 214ZM50 212H53L55 215L53 213H51V214H53V216L50 215ZM79 212H81L82 214ZM249 212H251V213H249ZM120 213H122V214H120ZM240 213H242V214H240ZM61 214H63V216ZM119 214L122 216V218H121V216H118ZM245 214L247 215L246 216L247 218L244 216ZM232 215H233V217H232ZM61 216L63 218H60V219H63V220H60L57 218V217H61ZM53 218H57V219L54 220ZM236 218H238L239 220L241 219L242 221L236 220ZM118 220H120V221H118ZM57 221H58L59 225L57 224ZM126 221H127V223H126ZM217 221H219V222H217ZM231 221L232 222L234 221V224H231L230 223ZM220 222H221V225H220ZM228 222H229V226H227ZM136 224H137V222H136ZM138 224H140V223H138ZM230 224H231V226H230ZM260 224H263V225L261 226ZM76 225H78V227ZM116 225H117V228H116ZM214 226H215V228H214ZM82 227H83V230H82ZM179 228H181L182 230H179ZM206 228H207V231H206ZM212 228H213V231H212ZM226 228H228L229 231H231V232H229L228 229L226 230ZM91 229H93V231L96 234ZM250 229H251V231H250ZM258 229H261L259 234H262V235H260V237H259V235H255V236H257L256 239L259 238L257 240V242L255 241L256 243H254V244H250V243L246 242V240H248L251 237V235H253ZM78 230H80V231H78ZM248 230L250 232H248ZM71 231H73V232H71ZM247 232H248V236H247ZM59 233H61V234L57 235ZM98 233H100L101 235L100 234L98 235ZM169 233H171V234H169ZM199 233H201L202 235H200ZM88 234L90 236L93 235V236H97V237H95L96 239H94V237L92 236L93 239H91V241H89V240H86V238L89 236ZM153 234H154L153 232L149 231V233H147L144 237V238H146V237L147 238L143 239L141 246L137 248L138 250H143L145 248V251L143 250L141 252L142 254L143 253L146 254L147 252H149L148 250H149V247L151 244L154 247H156V246L158 247V246H160L161 243H163L164 238L168 237V236L162 235V237L159 239V242H157L158 240L156 241V239H154ZM215 234L218 237L215 236ZM213 235H214V237H217V238H215L216 240H214V243H213L214 238H212ZM51 236H49V240H52ZM56 236L53 239H57ZM232 236L235 238H233ZM199 237H201L202 239L200 238V240H199ZM46 238H44V239H46ZM210 238H212V239H210ZM223 238H224V242H222ZM240 238H242V239L239 242L238 240ZM151 239L156 241L157 243L153 244L154 242L152 243L150 241L149 244H145V241H146V243H148L147 241H149ZM161 239H162V241H161ZM203 239L205 240V242ZM208 239L211 240L212 243H211V241H208ZM231 239H232V241H230ZM233 239H234V241H233ZM242 240H244V241H242ZM260 240H261L263 246L261 244L259 245ZM25 241L26 242L28 241L29 243L28 242L26 243ZM206 241L208 244L206 243ZM77 242H78V244H77ZM202 242H203V244H202ZM220 242L222 243L223 248H221L222 246L219 247ZM195 243H197V245ZM205 243H206V245H205ZM209 243H211V244H209ZM142 244H144V245H142ZM235 244L240 245V248H238V245L236 246ZM145 245H147V247ZM203 245H205V246H203ZM234 245L236 246V248H233V247H235ZM251 245H253V246H251ZM5 246H6V248H4ZM201 246H202V248H201ZM249 247L250 248L252 247V248L250 249ZM195 248H196V250H195ZM231 248L234 249V251ZM244 248H245V250H244ZM246 249H248V251ZM191 251H192V253H191ZM246 251L249 253V255H248V253H246ZM251 251H253V253ZM195 253H197L198 255H196ZM230 253H233V255ZM212 254H214V256ZM226 255L227 256L231 255L230 258L228 257L229 262H228ZM245 255H247V257L248 256L249 257L247 258ZM145 258H147V256ZM64 259H65V261H64ZM254 259H256V260H254ZM252 260L254 262H252ZM48 261H49V263H48ZM59 261L60 262L62 261V263H60ZM183 261H185V262H183ZM195 263H193V264H195ZM79 264H81V263H79ZM186 264H188V263H186Z\"/></svg>", "mask_w": 264, "mask_h": 264}]
</instances>
